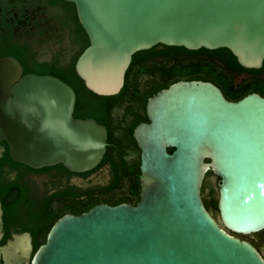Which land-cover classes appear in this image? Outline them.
Instances as JSON below:
<instances>
[{"label":"water","instance_id":"water-1","mask_svg":"<svg viewBox=\"0 0 264 264\" xmlns=\"http://www.w3.org/2000/svg\"><path fill=\"white\" fill-rule=\"evenodd\" d=\"M64 1L88 40L74 71L99 96L115 95L131 55L155 44L223 47L247 69L264 59V0ZM73 104V90L57 77L22 74L14 58H0V140L13 161L93 168L106 129L73 118ZM144 112L147 122L131 130L139 151L135 204L63 214L33 251L28 233L12 234L0 245V264H264L229 233L264 227V96L233 101L211 82L177 80L147 97ZM208 170L218 178L220 224L201 202Z\"/></svg>","mask_w":264,"mask_h":264},{"label":"flooded vegetation","instance_id":"flooded-vegetation-1","mask_svg":"<svg viewBox=\"0 0 264 264\" xmlns=\"http://www.w3.org/2000/svg\"><path fill=\"white\" fill-rule=\"evenodd\" d=\"M86 40L87 36L77 20L74 5L70 2L0 0V58H14L20 65L22 74H48L47 72L61 71L70 63L74 65L76 57L88 43ZM160 58V55L157 56V63L162 59ZM150 63L153 61L150 60ZM261 67L262 62L259 68ZM148 75L140 76L138 82H133L138 86L141 97L144 95L143 104L142 99L138 100L133 96H125L120 101L119 107L132 101L131 110L121 122L122 127L147 122L145 101L152 95L150 90L159 88L158 82L147 80ZM243 77L245 76H239L234 81ZM119 107L116 106L115 110ZM112 119L114 124L115 119ZM113 133L116 136L122 135L125 158L130 162H136V159L139 162V151L135 143L132 144L131 133H124L121 129ZM107 136L106 130V141ZM107 143L108 146L109 142ZM0 146L3 148L0 153V245L12 234L26 232L33 251L57 218L63 214H80L81 203L111 205L114 200L127 194V179H121L115 187L111 184V166L116 156L109 157L110 159L108 155L102 156L93 168L73 172L61 163L35 168L13 161L3 140H0ZM206 178L209 179V185L203 188L202 183ZM217 181L216 176L205 172L200 197L203 207L220 224L216 208ZM135 202L134 199L124 198L118 203L131 205ZM229 233L249 243L264 261V227L247 234Z\"/></svg>","mask_w":264,"mask_h":264},{"label":"trees","instance_id":"trees-1","mask_svg":"<svg viewBox=\"0 0 264 264\" xmlns=\"http://www.w3.org/2000/svg\"><path fill=\"white\" fill-rule=\"evenodd\" d=\"M159 55L162 59L160 58L161 60L157 63L156 60ZM150 60L153 61L152 64H149ZM47 73L57 77L73 90V118H92L106 127L109 145L106 147L103 156L107 157L108 155V158L116 156L111 166L112 187L118 186L121 179L128 180L127 194L120 199L114 200L111 205L117 204L124 198L127 200H138V160L130 162L125 158L126 152L123 150L122 135L116 136L113 131L121 129L124 133L127 132L129 135L131 133L134 123L122 127L121 122L131 110L132 101L131 103L127 102L123 107H119V104L125 96H133L138 100L142 99L143 104L144 95L141 97L138 86L133 84V82L139 81L140 76L149 74L148 81L159 83V88L150 90V94H154L160 88H164L177 80H202L213 83L228 100H237L249 92H256L264 96V59L262 60L261 68H243L237 63L230 51L223 47L215 49L200 47L195 50H188L182 46L155 44L148 50L134 52L124 72L123 84L120 90L116 95L110 96H99L87 90L76 75L73 63H70L61 71ZM239 76L245 77L235 83L234 80ZM116 106L119 108L115 110ZM112 117L115 119V125L112 124ZM131 141L134 144L133 138ZM171 150L172 148H166L168 153ZM207 173L212 174L210 170L206 171ZM204 182L205 180L202 183V187ZM93 204L91 202L81 203L79 212L86 211ZM134 204L131 203V205ZM43 241L44 239L39 244Z\"/></svg>","mask_w":264,"mask_h":264},{"label":"rangeland","instance_id":"rangeland-1","mask_svg":"<svg viewBox=\"0 0 264 264\" xmlns=\"http://www.w3.org/2000/svg\"><path fill=\"white\" fill-rule=\"evenodd\" d=\"M236 82H237V80L235 81V83H236ZM208 185H209V179L206 178V179H205V182H204V185H203V188L208 187Z\"/></svg>","mask_w":264,"mask_h":264}]
</instances>
